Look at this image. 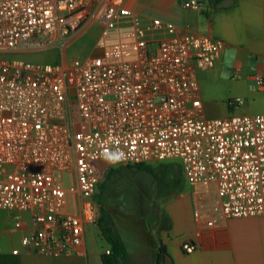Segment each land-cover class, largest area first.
I'll return each mask as SVG.
<instances>
[{
	"label": "built area",
	"instance_id": "obj_1",
	"mask_svg": "<svg viewBox=\"0 0 264 264\" xmlns=\"http://www.w3.org/2000/svg\"><path fill=\"white\" fill-rule=\"evenodd\" d=\"M183 5L199 11L202 2ZM96 25V53L81 61L21 58L64 53ZM223 53L210 36L143 20L127 0H0V210L30 214L23 246L48 257L84 253L104 162L179 160L194 220L208 228L264 216V115L203 116L197 71L215 69Z\"/></svg>",
	"mask_w": 264,
	"mask_h": 264
},
{
	"label": "crops",
	"instance_id": "obj_2",
	"mask_svg": "<svg viewBox=\"0 0 264 264\" xmlns=\"http://www.w3.org/2000/svg\"><path fill=\"white\" fill-rule=\"evenodd\" d=\"M135 1L127 0V5L133 8ZM214 1L201 0V9L186 14L179 26L186 34L210 36L224 46L223 60L215 69L197 71L200 92V83L211 75L220 81L219 89L232 96L230 100H240L228 106L224 117L264 115V86L257 80L264 78V0H223L219 4ZM177 2L159 0L158 7L176 17ZM223 74L226 79L221 78ZM203 116L208 118L204 105ZM165 205L154 221L157 238L152 244L151 264H264V216L233 218L208 228L195 222L189 193L175 195ZM18 221L22 223L20 229L15 227ZM32 231L29 213L0 210V264H103L102 255L109 250L107 242L103 248L96 239L87 237L88 228L83 254L42 256L21 242ZM184 242L194 243V253H185ZM14 250L19 254L15 255ZM127 264L145 261L129 254Z\"/></svg>",
	"mask_w": 264,
	"mask_h": 264
},
{
	"label": "rangeland",
	"instance_id": "obj_3",
	"mask_svg": "<svg viewBox=\"0 0 264 264\" xmlns=\"http://www.w3.org/2000/svg\"><path fill=\"white\" fill-rule=\"evenodd\" d=\"M158 1L136 0L132 9L143 20L159 18L180 27V21L186 14H195L196 12L188 11L183 5L191 0H178L177 14L179 18L178 16L174 17L173 14L163 13L158 7ZM98 37L99 26H92L75 36L64 49V53L60 49L47 50L33 55H24L21 58L47 64L62 60L67 63L81 61L96 53L94 47ZM3 57L0 56V59ZM225 77L226 75L223 74L221 78L226 79ZM219 82L218 79L212 78L210 75L200 83V96L205 115L208 118L224 117L229 111L228 106L235 100H230L232 96L226 90L219 89L222 87ZM103 166V168H98L102 182L100 201L111 217L109 227H112L114 232L124 240L129 254L134 259L141 258L145 264H151L152 244L157 238L155 219L157 220V217L160 216L168 199L178 194L185 195L191 190L181 171L179 160L148 164L150 170H141L136 166L112 168L107 166V163ZM98 212L100 218V206ZM87 237L93 241L96 239L103 248L107 246L106 241L102 239L98 223L96 226L89 227Z\"/></svg>",
	"mask_w": 264,
	"mask_h": 264
},
{
	"label": "trees",
	"instance_id": "obj_4",
	"mask_svg": "<svg viewBox=\"0 0 264 264\" xmlns=\"http://www.w3.org/2000/svg\"><path fill=\"white\" fill-rule=\"evenodd\" d=\"M222 1L223 0H215L214 2L216 4H219ZM136 167L141 170H150L148 164L136 165ZM101 188H102V182L99 186V191L96 195V202L98 203L101 209V216L98 221V226L103 239L109 245V254L104 253L102 255L103 264H127L129 260V253L126 244L124 240L114 232L112 227H109V222L111 220V217L108 211L106 210V208L101 205V201H100Z\"/></svg>",
	"mask_w": 264,
	"mask_h": 264
},
{
	"label": "clouds",
	"instance_id": "obj_5",
	"mask_svg": "<svg viewBox=\"0 0 264 264\" xmlns=\"http://www.w3.org/2000/svg\"><path fill=\"white\" fill-rule=\"evenodd\" d=\"M122 155L123 154H121V155H118V156H110V157H108V159H109V161L111 162V163H118V162H120V160L122 159Z\"/></svg>",
	"mask_w": 264,
	"mask_h": 264
}]
</instances>
